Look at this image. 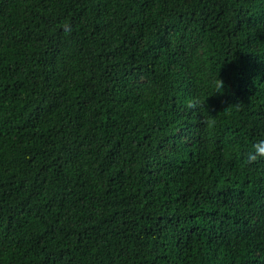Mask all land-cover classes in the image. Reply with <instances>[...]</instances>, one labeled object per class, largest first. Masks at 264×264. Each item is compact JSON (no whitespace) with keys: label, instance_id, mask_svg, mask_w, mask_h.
Returning <instances> with one entry per match:
<instances>
[{"label":"trees","instance_id":"1","mask_svg":"<svg viewBox=\"0 0 264 264\" xmlns=\"http://www.w3.org/2000/svg\"><path fill=\"white\" fill-rule=\"evenodd\" d=\"M260 139L264 0H0V264H264Z\"/></svg>","mask_w":264,"mask_h":264},{"label":"clouds","instance_id":"2","mask_svg":"<svg viewBox=\"0 0 264 264\" xmlns=\"http://www.w3.org/2000/svg\"><path fill=\"white\" fill-rule=\"evenodd\" d=\"M206 103L207 107H208V101L204 102ZM210 112H213L210 110V108L208 107ZM207 127L209 129H213L216 125V121L213 117L209 116V118L206 121ZM253 151H251L248 154V158L250 160H256L258 157H264V139H260L257 140L254 144H253Z\"/></svg>","mask_w":264,"mask_h":264}]
</instances>
